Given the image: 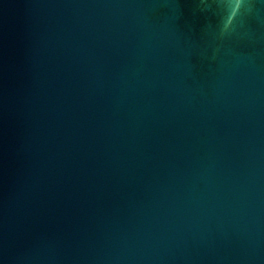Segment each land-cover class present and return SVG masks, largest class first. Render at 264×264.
Here are the masks:
<instances>
[{"label": "water", "instance_id": "95a60500", "mask_svg": "<svg viewBox=\"0 0 264 264\" xmlns=\"http://www.w3.org/2000/svg\"><path fill=\"white\" fill-rule=\"evenodd\" d=\"M0 0V264H264V4Z\"/></svg>", "mask_w": 264, "mask_h": 264}, {"label": "clouds", "instance_id": "9594fccd", "mask_svg": "<svg viewBox=\"0 0 264 264\" xmlns=\"http://www.w3.org/2000/svg\"><path fill=\"white\" fill-rule=\"evenodd\" d=\"M260 4H264V0H258ZM241 4H244L247 11H251V9L255 6L254 0H238L237 7Z\"/></svg>", "mask_w": 264, "mask_h": 264}]
</instances>
